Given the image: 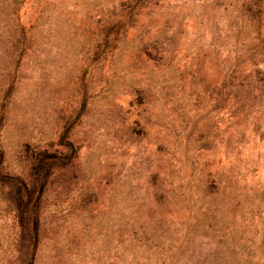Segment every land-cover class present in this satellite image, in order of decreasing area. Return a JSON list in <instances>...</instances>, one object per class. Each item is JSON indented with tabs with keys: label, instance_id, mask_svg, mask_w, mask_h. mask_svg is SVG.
Returning <instances> with one entry per match:
<instances>
[{
	"label": "rangeland",
	"instance_id": "1",
	"mask_svg": "<svg viewBox=\"0 0 264 264\" xmlns=\"http://www.w3.org/2000/svg\"><path fill=\"white\" fill-rule=\"evenodd\" d=\"M260 12L0 0V264H264Z\"/></svg>",
	"mask_w": 264,
	"mask_h": 264
},
{
	"label": "trees",
	"instance_id": "2",
	"mask_svg": "<svg viewBox=\"0 0 264 264\" xmlns=\"http://www.w3.org/2000/svg\"><path fill=\"white\" fill-rule=\"evenodd\" d=\"M254 1H255V3L257 5H260L261 0H254ZM260 13H261L260 15L262 16L261 22H263L264 21V14H263V12H260ZM257 83L260 84V85H258L259 86L258 87V92H260V96L264 98V85L261 84V81H257ZM52 164H54V163L52 162ZM41 165H42L43 168L46 167L48 165V160H43ZM40 181H41V179L37 180V182H40ZM21 187L17 188V190H16L17 191L16 195L18 196V201H19V203H18V206H19V210H18L19 215H18V217L21 219L22 229L24 231V234L28 238V240L35 241V239H36V237H34L35 234H33V231H31V229H32L31 223H32V220L34 219V217L32 219V215H34L33 214V211H34V206L33 205L35 203V202L33 203L34 198H31L29 201H26L23 191L20 192L22 190ZM25 239H24V242H25ZM28 245H30V244H28Z\"/></svg>",
	"mask_w": 264,
	"mask_h": 264
}]
</instances>
